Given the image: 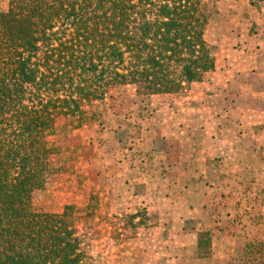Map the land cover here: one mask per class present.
Returning a JSON list of instances; mask_svg holds the SVG:
<instances>
[{"label":"trees","instance_id":"16d2710c","mask_svg":"<svg viewBox=\"0 0 264 264\" xmlns=\"http://www.w3.org/2000/svg\"><path fill=\"white\" fill-rule=\"evenodd\" d=\"M220 1L9 0L0 10V264H90L76 208L35 205L59 173L50 141L96 122L87 107L112 90L178 93L215 71L206 31ZM197 251L211 254L209 234ZM240 259L264 264V241L248 239Z\"/></svg>","mask_w":264,"mask_h":264},{"label":"crops","instance_id":"0c3cea01","mask_svg":"<svg viewBox=\"0 0 264 264\" xmlns=\"http://www.w3.org/2000/svg\"><path fill=\"white\" fill-rule=\"evenodd\" d=\"M7 3H0V10ZM251 8L249 0L218 3V15L226 16V35L209 41L210 25L206 31V41L219 47L215 71L181 92L144 97L143 114H133L140 131L134 148L119 139L107 141L109 134L97 133V127L74 131L79 159L94 167L96 178L111 175L130 188L140 177L145 206L162 222L183 230L187 221L200 226L206 216L216 214L221 222H213L212 257L205 259L210 264L232 261L226 248L236 242L226 233L232 207L247 235L253 229L256 235L262 232L256 218L260 204L242 200L259 197L255 182L264 181V34L250 36ZM66 139L70 145L72 140ZM233 197L235 204L226 202ZM246 211L249 217L243 215ZM194 232L184 236H194L198 247L199 229Z\"/></svg>","mask_w":264,"mask_h":264},{"label":"rangeland","instance_id":"374dc122","mask_svg":"<svg viewBox=\"0 0 264 264\" xmlns=\"http://www.w3.org/2000/svg\"><path fill=\"white\" fill-rule=\"evenodd\" d=\"M4 1L6 0H0V3ZM249 14L252 16L250 36L264 34V10L259 12L252 7ZM209 25L207 33L209 41H216L215 39L226 35V16L213 14ZM212 46L216 48L217 53L218 44ZM145 101L144 97H136L133 86L112 90L104 101L93 102L87 107L90 112L99 113L98 120L87 127H97V133L106 131L110 136L107 139L109 142L116 143L119 139L129 148H132L133 144L134 148L135 137L140 135V131L134 124L133 114L136 110L142 112L143 108L146 109ZM144 115L148 116L150 113ZM67 138L72 140L70 145H66L67 139L50 141L54 150H60L58 156L54 158L59 173L46 190L36 195L35 205L38 209L51 213H62L67 206L76 208V232L90 264L211 263L210 260L205 259L212 257V236H215L216 231L213 222L214 220L216 224L218 221L221 222L215 218L216 214L206 216L200 221V226H197L194 220L187 221L183 230L179 227L175 228L172 222H162L159 214L149 212L145 206L144 183L140 177L136 178L137 181L130 188L127 182L124 183V179L122 183H118L111 175L96 178L94 170L90 169L94 167L90 165L87 168L84 159H79L82 152L78 153L79 147L76 145L78 136L74 137L73 131L67 135ZM255 184L259 197L254 199L246 196L242 200L260 204L258 206L260 211L257 212L259 216L256 215V218L262 225V232L258 234L259 238L253 232L254 229L247 235L246 230L241 227L242 222L239 220L237 210L232 207L233 216L231 219L226 217V233L228 237L231 236L236 240L234 245L226 246L231 252L230 264H242L240 254L244 251L248 239L258 238L264 241V181ZM233 198H226V202L235 204L236 197ZM245 213L247 211L243 212V215L249 217ZM243 219L248 221L246 218ZM198 229L199 233L209 234L211 239V254L208 257H198L197 246H193L196 238L184 236L195 233L194 231ZM216 249L219 250V246H216Z\"/></svg>","mask_w":264,"mask_h":264}]
</instances>
